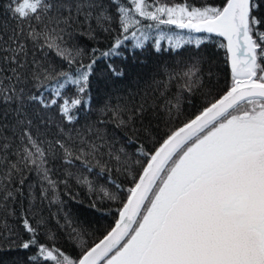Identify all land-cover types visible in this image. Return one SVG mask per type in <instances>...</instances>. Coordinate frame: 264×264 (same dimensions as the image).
<instances>
[{"label": "snow or ice", "instance_id": "1", "mask_svg": "<svg viewBox=\"0 0 264 264\" xmlns=\"http://www.w3.org/2000/svg\"><path fill=\"white\" fill-rule=\"evenodd\" d=\"M212 34L223 38L227 71L178 51ZM150 41L156 52L166 41L179 70L158 68L131 91L115 59ZM101 63L102 118L81 124ZM196 94L201 103L185 114ZM73 183L95 212L118 204L101 236L63 211L64 197L79 195ZM60 233L77 253L57 246ZM20 250L31 254L11 264H264V0H8L0 264Z\"/></svg>", "mask_w": 264, "mask_h": 264}, {"label": "trees", "instance_id": "2", "mask_svg": "<svg viewBox=\"0 0 264 264\" xmlns=\"http://www.w3.org/2000/svg\"><path fill=\"white\" fill-rule=\"evenodd\" d=\"M175 2H182V0H175ZM191 3L195 4L196 6H200L201 4L207 2L213 5H221L223 4L224 0H190ZM8 3V0H0V21H2L5 18V12H6V5ZM171 31H177L175 27L173 26L171 29H168ZM204 35V34H199ZM222 40L221 37H218L214 34H212L211 39L209 41H206L199 49H197L194 45H185L184 48L178 50L181 55L185 58L189 54L194 53H201L205 56L207 59L209 56L212 59L213 64H218L219 69H214L216 71H219L220 69H223L224 71H227L226 67L223 64L224 58H225V51L224 49H221L217 47L218 42ZM152 41H150L146 46L144 50H136L134 53H129L128 58L121 60L120 58L115 59V64L119 67H123L126 69L127 77L125 80L121 81V85L129 84L131 91L139 90L143 92L145 90V87L148 83L151 81L152 75L156 72V70L159 68L161 71L165 68H176V70H179V68L176 65V62L180 59L176 55V52L172 51L171 49L167 48V42H162L164 45V48L166 50H163L161 52H156L152 48ZM135 57L133 59L132 57ZM182 67V65H181ZM205 71L207 70V65H204ZM104 70V65L101 63L97 68V76L93 78L92 82V95H93V109L91 110V115L88 111L82 110L80 115V123L83 124L85 122V118L89 121L96 120L100 117L99 113L96 112V108L99 106H102L103 101L105 99V92L108 90L105 84V80L100 76V73ZM137 74L140 76V82L137 85L134 83V81L137 78ZM223 74V73H221ZM158 79L161 77H157ZM172 92L176 91V85L173 84L171 88ZM121 95H126V93H122ZM191 100V106H199V104L202 101V97L199 94H196L189 98ZM186 103V102H185ZM188 106V104H187ZM193 111V107L190 110V112ZM189 113V112H188ZM79 127V125H77ZM110 130H111V126ZM161 128H163V124H161ZM98 171V170H95ZM91 176V174H89ZM123 180V177L120 178ZM101 183H103V179L100 180ZM73 191L74 193H78L77 200H71L67 197H64L66 201V206L64 207L63 211L70 212L72 216L75 218L76 223L81 226L84 230L94 235V237L101 236L105 230L109 227V225L113 222V217L115 215V209L118 207V204L115 202H105L104 207L105 211L102 212H95L94 210H91L88 207L89 204V195L87 192V188L76 186L73 183ZM78 201H80L78 203ZM107 209H111L112 211H108ZM52 212H56L57 208L54 206L51 209ZM44 215H48L47 209L44 212ZM61 215H63V212H61ZM50 227H52L55 230V221L53 220L51 222ZM27 238V237H25ZM43 239V237H41ZM62 247L65 251H68L70 253H77L79 250L75 248L74 245H71L66 242L64 236L62 233L58 234V245ZM31 251H35L34 249ZM31 251L25 252L23 250H20L15 253L13 256V259L18 258H24L31 254ZM9 262L6 260L5 264H11V261Z\"/></svg>", "mask_w": 264, "mask_h": 264}, {"label": "rangeland", "instance_id": "3", "mask_svg": "<svg viewBox=\"0 0 264 264\" xmlns=\"http://www.w3.org/2000/svg\"><path fill=\"white\" fill-rule=\"evenodd\" d=\"M176 3H178V2H176ZM185 102H186V103H184V109H185V114H187V113L190 112V110L192 109V106H191L192 104L190 105V104L188 103V100H186ZM187 104H188V106H187ZM53 131H55V130L53 129ZM114 216H115V215H114ZM113 219H114V217H113ZM112 223H113V222H112ZM112 223H111V224H112ZM111 224H110V225H111ZM110 225H109V226H110ZM92 236L94 237V235H92ZM64 238H65V237H64ZM15 253H16V252H13L12 254H10V255H8V256H4V260H5V261L7 260V261L9 262L10 260L13 259V256L15 255Z\"/></svg>", "mask_w": 264, "mask_h": 264}, {"label": "bare ground", "instance_id": "4", "mask_svg": "<svg viewBox=\"0 0 264 264\" xmlns=\"http://www.w3.org/2000/svg\"><path fill=\"white\" fill-rule=\"evenodd\" d=\"M223 39V38H222Z\"/></svg>", "mask_w": 264, "mask_h": 264}, {"label": "water", "instance_id": "5", "mask_svg": "<svg viewBox=\"0 0 264 264\" xmlns=\"http://www.w3.org/2000/svg\"><path fill=\"white\" fill-rule=\"evenodd\" d=\"M215 35V34H214Z\"/></svg>", "mask_w": 264, "mask_h": 264}]
</instances>
